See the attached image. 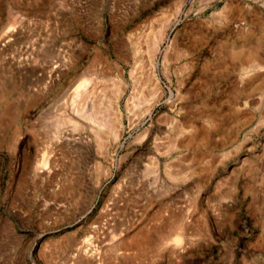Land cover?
I'll return each mask as SVG.
<instances>
[{
	"label": "rangeland",
	"instance_id": "1",
	"mask_svg": "<svg viewBox=\"0 0 264 264\" xmlns=\"http://www.w3.org/2000/svg\"><path fill=\"white\" fill-rule=\"evenodd\" d=\"M263 90L264 0H0V264H264Z\"/></svg>",
	"mask_w": 264,
	"mask_h": 264
},
{
	"label": "bare ground",
	"instance_id": "2",
	"mask_svg": "<svg viewBox=\"0 0 264 264\" xmlns=\"http://www.w3.org/2000/svg\"><path fill=\"white\" fill-rule=\"evenodd\" d=\"M232 13H233V11H230L229 12V15H232ZM235 15V14H234ZM176 18V17H175ZM174 18V19H175ZM171 20V22L170 23H174V22H176V20ZM169 24V23H168ZM199 34V32L197 31V30H194V29H192V30H190L189 31V35L190 36H187L186 37V39H187V41L185 42V41H175V40H173L172 41V43H171V45H169L170 46V48L172 49V54H174V55H178L179 53H180V55H181V53H185V51H187L186 50V48H187V43H191V42H201L202 40H203V36H196V35H198ZM244 37H248V36H244ZM154 38H155V36H154ZM167 38V36H164V37H162L161 38V41L163 40V39H166ZM155 41H156V39H155ZM160 43L161 42H154L153 44H151V42H148V45H147V53H148V57H149V61H150V64H151V67L149 68V72H148V79H147V82L149 83V95H150V97H149V99H147V102H148V110H150L151 108H152V106H154L156 103H157V101L159 100V98L161 97V96H163L165 93H166V91H165V89L163 88V86L161 85V83L159 82L160 80L158 79V77H157V74H156V65H157V63H156V59H155V57H154V55H155V53H156V51H158V49H159V45H160ZM237 45V44H236ZM228 55L230 56V58L231 59H233V60H237V61H239V63H240V71H244V73L245 72H247L248 74L249 73H251L250 71H253V70H255V67H261V65L263 64V60L258 56V55H256L255 53H252L251 51H248L247 53H246V55H244V53H243V49H240L239 47L237 48L235 45H233L232 43L231 44H229V46H228ZM244 51H246V50H244ZM137 52V51H136ZM136 52H134L135 53V55H137V53ZM134 55V56H135ZM168 58H169V56H164V59L168 62ZM171 58V57H170ZM172 59V58H171ZM169 63V62H168ZM167 63V64H168ZM206 63V62H205ZM139 65H141V64H139V62H138V59L136 58V60H135V63H134V65L132 66V68L130 69V77H131V79H132V82H133V84H134V86H135V83L137 82V77H136V72H137V70L138 69H140V67H139ZM263 66V65H262ZM141 70V69H140ZM249 71V72H248ZM247 73H245V74H247ZM145 76V75H144ZM147 76V75H146ZM118 82H119V84L121 85V84H125V81H124V78H123V75H118L116 78H115ZM257 80V79H256ZM84 84H86V83H84ZM88 88L86 87V86H84V88H82L81 90H77V91H75L76 92V97H78V96H81L82 95V93L84 94L85 92H86V90H87ZM115 90V89H114ZM262 90V89H261ZM177 91H178V93H181V89H177ZM264 91V90H263ZM259 92V91H258ZM187 93V92H186ZM127 94V90H126V86L124 85V86H122L121 85V88H119V90H118V92H117V95H116V105H117V110L119 111V114L121 113V107H120V105H121V99H123V97H125V95ZM169 94L170 95H168V96H172L173 95V91H172V89L171 88H169ZM182 94H183V92H182ZM187 96V95H189V94H185L184 93V96ZM83 96V95H82ZM81 96V97H82ZM184 96H183V98H184ZM179 97V96H178ZM248 97V96H247ZM84 98V97H83ZM80 99V98H79ZM81 100V99H80ZM249 101V100H248ZM247 101V102H248ZM146 102V103H147ZM246 102V101H245ZM191 106V105H190ZM125 107L127 108L128 107V103H126V105H125ZM133 107V106H132ZM177 106H172L169 110H168V114H169V116H170V118H171V120L173 121L174 119H180V117H181V120H182V129L184 128V127H192L191 129H189V130H191V132H192V135L190 136V137H188V138H186V139H182L181 141H179L178 143H179V145L181 146V147H184V146H186V145H188V144H190L194 139H195V135H196V132H197V130H196V128L194 127V125L193 126H191L189 123H190V117H191V113H189V106H188V104H184V105H182V106H180V107H177ZM128 109V108H127ZM181 109H183V113H182V111H181ZM129 110V109H128ZM82 111V110H81ZM130 112V111H129ZM176 112V113H175ZM118 114V113H117ZM131 114H132V112H131ZM106 115H107V117H106ZM106 115L105 116H103L102 118H100V119H98V118H95V124L97 123V126L98 127H100V128H103V127H110L111 128V123L109 122L110 120L108 119V115L109 114H107L106 113ZM101 116V115H100ZM204 117H206V120L208 121L207 122V124H206V128L207 129H210V128H212V127H214V123L210 120V114L209 113H207L206 115H204ZM91 118V117H90ZM89 118V119H90ZM129 118V117H128ZM93 119V118H92ZM123 120V119H122ZM118 123H119V126L121 127L122 126V122H121V119H120V115H119V118H118ZM114 125V124H113ZM113 125H112V128H114L113 127ZM185 125V126H184ZM115 127H116V125H115ZM161 127V126H160ZM116 129V128H115ZM200 129V128H199ZM202 129V128H201ZM112 130H114V129H112ZM117 130V129H116ZM116 130H114V131H116ZM188 129H187V131H189ZM95 131V130H94ZM180 132H186L185 131V128L183 129V130H180ZM94 133V132H93ZM118 133V132H117ZM117 133H115L116 135H117ZM120 133V132H119ZM95 134H97L98 135V133L96 132ZM119 135V134H118ZM115 136V135H114ZM154 146H156V145H154ZM169 170V169H168ZM173 241L174 242H179L180 241V237L179 236H176L174 239H173ZM86 250V249H85Z\"/></svg>",
	"mask_w": 264,
	"mask_h": 264
}]
</instances>
